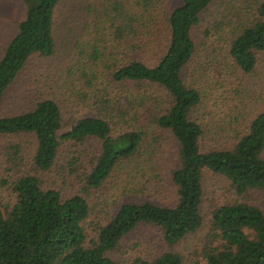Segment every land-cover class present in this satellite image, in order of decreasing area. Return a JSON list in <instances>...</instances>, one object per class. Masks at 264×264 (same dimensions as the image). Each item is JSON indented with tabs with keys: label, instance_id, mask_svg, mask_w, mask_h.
I'll return each mask as SVG.
<instances>
[{
	"label": "trees",
	"instance_id": "16d2710c",
	"mask_svg": "<svg viewBox=\"0 0 264 264\" xmlns=\"http://www.w3.org/2000/svg\"><path fill=\"white\" fill-rule=\"evenodd\" d=\"M19 1L24 7V17L0 56V106L31 58H50L55 54L56 13L70 0ZM158 1L137 0L130 4L128 0H112L100 17L103 31L109 32L119 44L115 52L119 53L118 65L109 71L112 80L146 86L136 102L144 115L140 119V111L135 108L134 126L113 135L108 121L82 118L64 132L62 110L51 99L38 102L25 113L0 117V135L35 136L37 149L32 159L35 173L52 171L63 142L81 144L97 139L102 144L96 165L85 176L81 195L65 199L57 190L44 189L40 178L31 173L9 184L16 200L10 206L0 203V264H119L109 254L119 249L121 242L140 226L157 229L165 245L173 248L203 224L205 172L225 177L237 196L264 192V113L256 117L248 133L232 149L208 152L200 147L204 131L192 119L193 111L202 101L200 92L184 80L197 52L193 31L218 0H182L180 6L169 11L165 25L169 31L167 49L158 63L150 66L132 58L131 53L138 52L146 38L149 42L158 38L155 29L161 16ZM220 27L218 31L223 25ZM240 32L231 43L230 54L242 71L252 73L257 65L256 53H264V0H259L254 20ZM151 33L155 34L151 37ZM94 50L99 51L96 47ZM148 88L162 90L166 101ZM125 117L123 113L122 119ZM150 129L153 135L169 132L179 144L177 162L171 172L177 203L168 207L128 201L107 225L97 228V240L88 246L84 224L91 208L86 196L138 156L151 135ZM202 257L203 264H264V211L239 201L218 207L212 214V229L202 247ZM131 264L185 263L180 254L168 251Z\"/></svg>",
	"mask_w": 264,
	"mask_h": 264
},
{
	"label": "rangeland",
	"instance_id": "374dc122",
	"mask_svg": "<svg viewBox=\"0 0 264 264\" xmlns=\"http://www.w3.org/2000/svg\"><path fill=\"white\" fill-rule=\"evenodd\" d=\"M111 1L70 0L58 8L55 54L50 58L30 59L8 90L0 106V117L25 113L38 102L51 99L62 110L64 132L82 118L108 121L113 135L135 125L133 118L137 112L134 110H139L136 102L146 86L116 83L110 76V69L118 65L119 53L115 52L119 44L109 32L103 31L100 17ZM128 1L132 4L137 0ZM258 2L218 0L194 28L197 52L184 80L202 97L192 119L204 131L200 143L203 152L232 149L248 133L256 117L264 113V53H256L257 65L252 73L242 71L230 54L234 38L254 20ZM158 4L161 13L159 24L155 25L158 38L153 42L146 38L145 43H140L139 51L131 53L132 58L150 66L156 65L167 49L166 18L182 0H159ZM23 17L24 7L19 0H0V56L16 35L18 22ZM221 24L223 29L218 31ZM95 47L99 51H95ZM94 56L97 58L92 61ZM148 91L166 101L162 90L148 88ZM123 113L126 114L124 119ZM140 114L138 117L142 119L144 111ZM153 132L136 158L115 170L101 188L86 196L91 208V215L84 224L88 246L97 240V228L107 225L128 201L168 207L177 203V188L171 180V172L177 162L179 144L169 132H155V135ZM101 148L97 139L81 144L63 142L52 171L35 173L32 163L37 149L35 136L0 135V203L14 204L16 195L9 184L27 173L38 176L44 189L57 190L65 199L81 195L85 176L96 165ZM203 188V224L195 233L169 248L157 229L140 226L121 242L119 249L109 254L110 258L119 264H131L137 259L155 258L172 251L180 254L185 264H203L202 247L212 229V214L218 207L239 201L264 211L263 191L237 196L230 181L211 172H205Z\"/></svg>",
	"mask_w": 264,
	"mask_h": 264
}]
</instances>
